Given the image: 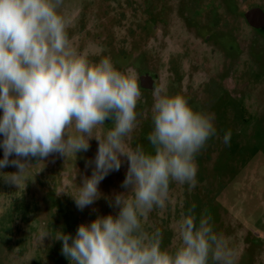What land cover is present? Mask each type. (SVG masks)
Listing matches in <instances>:
<instances>
[{
  "label": "rangeland",
  "instance_id": "1",
  "mask_svg": "<svg viewBox=\"0 0 264 264\" xmlns=\"http://www.w3.org/2000/svg\"><path fill=\"white\" fill-rule=\"evenodd\" d=\"M65 9L73 21L69 36L81 51L103 48L119 70L138 74L142 99L131 147L150 150L157 87L186 96L195 110L214 117L217 135L196 157V186L189 191L173 182L166 207L149 213L146 228H160L162 248L173 250L176 222L195 203L197 216L207 208L214 231L229 240L235 264H264V28H257L264 24V0H65ZM105 124V131L112 126L110 119ZM227 131L230 145L223 143ZM97 149L93 138L76 159H31L25 188L0 176V264H70L55 239L59 232L74 238L80 224L118 214L109 201L128 191L121 187L128 167L123 157L120 170L99 184L101 198L83 210L70 195H56L91 176L94 165L85 162ZM42 233L49 236L42 239Z\"/></svg>",
  "mask_w": 264,
  "mask_h": 264
},
{
  "label": "clouds",
  "instance_id": "2",
  "mask_svg": "<svg viewBox=\"0 0 264 264\" xmlns=\"http://www.w3.org/2000/svg\"><path fill=\"white\" fill-rule=\"evenodd\" d=\"M72 24L65 0H0V169H18L0 176L25 188L34 165L28 161L39 164L54 155L76 159L95 138V158L85 162L94 165L91 176L74 191L66 187L56 195H70L83 210L101 198L99 184L120 170L122 157L128 167L121 187L128 191L109 201L119 208L116 216L80 224L74 238L63 232L55 237L70 264H235L229 240L214 231L207 208L199 217L195 203L181 212L173 250L162 248L160 228L145 226L149 213L166 207L173 182L187 184L189 191L196 186V157L217 135L214 117L195 110L186 96L157 87L150 150L131 147L142 99L138 74L119 70L103 48L81 51L69 36ZM108 119L112 126L105 131ZM231 136L225 132V145Z\"/></svg>",
  "mask_w": 264,
  "mask_h": 264
},
{
  "label": "flooded vegetation",
  "instance_id": "3",
  "mask_svg": "<svg viewBox=\"0 0 264 264\" xmlns=\"http://www.w3.org/2000/svg\"><path fill=\"white\" fill-rule=\"evenodd\" d=\"M257 28H259V29H263V28H264V24L259 25Z\"/></svg>",
  "mask_w": 264,
  "mask_h": 264
}]
</instances>
